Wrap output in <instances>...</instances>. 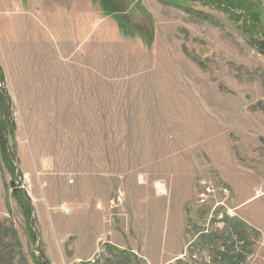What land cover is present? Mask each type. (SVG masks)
Wrapping results in <instances>:
<instances>
[{
    "label": "rangeland",
    "instance_id": "rangeland-1",
    "mask_svg": "<svg viewBox=\"0 0 264 264\" xmlns=\"http://www.w3.org/2000/svg\"><path fill=\"white\" fill-rule=\"evenodd\" d=\"M212 2L0 0L14 264H184L205 180L264 264V0Z\"/></svg>",
    "mask_w": 264,
    "mask_h": 264
},
{
    "label": "built area",
    "instance_id": "built-area-1",
    "mask_svg": "<svg viewBox=\"0 0 264 264\" xmlns=\"http://www.w3.org/2000/svg\"><path fill=\"white\" fill-rule=\"evenodd\" d=\"M204 184V190L200 193V198H201V204L200 206L206 205V210L203 214V217L200 215L196 217V220L194 223L191 225V229L193 227L198 228V232H195L194 238H193V244H191V248H193V251L189 252L187 256L183 257L180 260L184 261V264H202L201 262H207L209 264L212 263H218L221 264V256L218 255L217 259L215 257H212V246H207L204 248L200 247H193L195 245L194 240L199 238V236L203 234H210V233H217V232H222L226 229H228V221L226 219H232L234 218L232 216V211L229 212V210H224L223 205L225 204L222 200L216 201V204H212L209 200H207V197L210 199V195L214 193V188L212 185V182L210 181H203ZM224 189L226 190L225 184L223 185ZM226 187V188H225ZM221 201V202H220ZM218 202V203H217ZM64 211L66 213L69 212V208L64 207ZM235 214V213H234ZM228 235V233H227ZM233 240L235 241V247L238 251H241V247L239 246V242L242 244L244 243V240L239 239L237 235L232 234L231 235ZM225 247L222 248L224 250ZM107 261V259H104ZM104 260H102L104 262ZM203 260V261H201ZM99 259H91L89 260L90 264H97ZM80 262V261H79ZM80 264V263H79Z\"/></svg>",
    "mask_w": 264,
    "mask_h": 264
},
{
    "label": "trees",
    "instance_id": "trees-1",
    "mask_svg": "<svg viewBox=\"0 0 264 264\" xmlns=\"http://www.w3.org/2000/svg\"><path fill=\"white\" fill-rule=\"evenodd\" d=\"M166 2H168V0H165ZM215 2H219V3H223V0H213V4ZM236 6V5H235ZM209 16V15H208ZM259 25V22L256 23L255 26H253L254 28L257 29ZM261 29H258L255 33V35L261 34V33H257L258 31H260ZM253 37V36H252ZM261 38L257 37V38H251L252 42L254 41V46L259 49L261 52H264V34H261ZM3 139V137H2ZM27 211L31 212L30 209H28ZM233 223V230L235 232H237L241 237H244L248 240V229L247 227H245V223H243L242 221H235L232 222ZM16 235H15V229L13 228V225L10 224L8 225V223H6L5 221H3L2 223L0 222V264H14V260L15 257L11 254L12 250L15 248L16 242H15ZM232 245H234V243L232 242ZM18 253V252H17ZM234 254V253H232ZM8 258H5L7 257ZM230 258H234L235 254L232 256H229ZM245 256L241 255L240 257L238 256V261L234 264H240L241 262H243ZM239 259H242L241 261H239ZM21 260H23V262H25V260L23 258H21ZM26 264V263H25Z\"/></svg>",
    "mask_w": 264,
    "mask_h": 264
},
{
    "label": "crops",
    "instance_id": "crops-1",
    "mask_svg": "<svg viewBox=\"0 0 264 264\" xmlns=\"http://www.w3.org/2000/svg\"><path fill=\"white\" fill-rule=\"evenodd\" d=\"M264 130V129H263ZM261 135H262V140H264V133H261ZM221 177H222V179L224 180V182H227L228 184H230L231 186H236V181L235 180H233V179H229L228 177H227V175H225V174H221ZM256 227V226H255ZM258 228V227H257ZM207 238V237H206ZM111 246H113L112 248L113 249H116L115 247H118L119 249H121L122 247H125V245H123V244H117V243H115V244H111ZM120 251V250H119ZM120 252H122V251H120ZM123 253H125V252H123ZM172 264H174V263H172Z\"/></svg>",
    "mask_w": 264,
    "mask_h": 264
},
{
    "label": "water",
    "instance_id": "water-1",
    "mask_svg": "<svg viewBox=\"0 0 264 264\" xmlns=\"http://www.w3.org/2000/svg\"><path fill=\"white\" fill-rule=\"evenodd\" d=\"M12 185H13V186H15V182H14V181L12 182ZM15 190H17V189H15ZM40 257H41V259L43 260V258H42V255H41V254H40ZM43 261H44L45 263H47L45 260H43ZM48 264H49V263H48Z\"/></svg>",
    "mask_w": 264,
    "mask_h": 264
},
{
    "label": "bare ground",
    "instance_id": "bare-ground-1",
    "mask_svg": "<svg viewBox=\"0 0 264 264\" xmlns=\"http://www.w3.org/2000/svg\"><path fill=\"white\" fill-rule=\"evenodd\" d=\"M104 256V255H103Z\"/></svg>",
    "mask_w": 264,
    "mask_h": 264
}]
</instances>
